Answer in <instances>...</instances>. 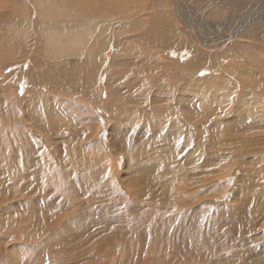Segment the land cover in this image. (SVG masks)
Wrapping results in <instances>:
<instances>
[{
  "label": "bare ground",
  "instance_id": "bare-ground-1",
  "mask_svg": "<svg viewBox=\"0 0 264 264\" xmlns=\"http://www.w3.org/2000/svg\"><path fill=\"white\" fill-rule=\"evenodd\" d=\"M163 1L166 4H162L170 10L169 19H173L171 24L168 21L161 24L160 17L162 10L157 9L158 5H162L161 0L155 2L156 4L151 7L149 14H147L148 8L146 4L151 3V0H0V120H5L4 123L0 122V144L2 145L0 146V163L2 164L0 176L6 175L7 183L8 181L13 182L12 179H19V181L22 180L25 183L20 191L15 192L17 193L16 195H18L17 197L20 198L16 199L15 197L16 200L13 202L11 201L12 196L10 197V192L13 193V190H11L12 185L9 188L7 184L5 185L4 179V182L2 180L0 181V217L5 214L10 215L16 205L21 207V202L29 203L30 201V209L37 205H41L40 207H42L43 210L54 206L56 209L58 208L54 213L55 215H53V217H56V220L49 217V214L47 216L48 219L43 221V223L40 222L37 224L31 221L32 224L34 223L33 225L36 224L40 229H44L42 233L40 232L42 235L38 238L36 234L35 237L33 236L35 240L31 242L36 244L35 241L39 238L40 242H43L45 240H43L45 235H48L49 238L54 237L57 229L59 230V221L61 218L72 220L79 217H89L93 219L96 214L101 216H106V214L110 213L113 214L115 205L120 196L132 197L135 195L136 198L129 199L132 204L128 209L129 217L125 215L120 216V218L117 216L114 217V220H119L117 223V231L119 233L127 229L134 231L136 229L131 228L132 226L125 225V220L133 218L137 213L140 215L144 213H153L152 207H154V205L152 201L156 192L162 189L163 184L165 192L173 190L181 185H189L192 180L189 178L192 176L191 172L196 169H184L186 163L181 160L178 161L179 167L174 169V160L167 150L162 152L161 157H157V151H155V158L151 161L149 166L146 167L149 174L150 172L155 173L154 171L156 170H162L160 179L152 180L150 178L151 180L146 184V180H148L146 178L148 176L143 178V180L135 176L137 178L134 177L133 179L137 182L136 185H138L139 190H136V193L133 192L132 194L130 192L131 190L128 189L131 186V183H129L130 181H127L128 178H122V175H125V173H127L126 176H128V172L122 174L124 171L121 172V169H124L122 166L125 161L129 159V162L135 165L132 169H137V171L138 169H143L141 158L147 155L149 148L148 143L147 145L143 143L137 145V137H134L133 140L129 138L131 134L130 131L137 127L136 132L138 130V132H140L143 126H148L152 132V135L149 137H153L150 143L156 144L157 148V143H160V140L157 136V130L154 129L156 109H154L151 104H143L138 98L139 94L137 97L131 99L127 94L123 93L122 87L113 89L111 86L106 87L101 81L104 74L107 72L104 64L109 62L110 53L113 50L121 48L120 56L114 57L113 63L117 67L119 73L122 71L125 75V87L129 86L130 83L132 86L133 84L137 87L140 85L144 86L148 82L151 90L148 92L149 96H151L155 90L159 94L160 91H165L170 85V83L167 82H171L172 86L175 87L172 94H174L173 98L176 99L175 113L178 116L176 118L181 122H183L184 118L189 122L191 127L196 130L189 154H193L197 158L198 151H201L199 138L205 137L192 124V120L196 119L195 110H200L198 106L199 96L213 91L217 93L218 100L228 101L232 89L223 84L224 79L222 76L217 77V75L222 72V69L235 80L236 84L244 87L242 89L240 87L234 89L230 97L233 105L241 100L239 109H237L236 112L218 115L215 117L216 119L210 118L208 120L211 122L218 121L223 126H234L239 129V123H245L248 119V125L246 127L248 130H238L239 132L237 135L232 136L231 141H227L224 144L218 141L213 142L215 150H218L221 155L218 156L214 164L210 166L214 169L220 162V158H224L225 163L223 166L216 168L220 169V172L214 171V177L204 175V177H202L203 180H197L195 185L199 188L198 184L214 180L217 191L215 192V187L213 186L211 193L213 197H215L216 202L221 201L217 196L223 197L226 193L227 200L226 202L223 200L221 201L222 206L226 203L228 204V208L238 205L242 208V212H247V215L254 216V220L247 223L244 220L242 226L247 230L249 238L254 236L255 240L249 239L250 244L248 247L241 244L240 251L243 254H247L248 259L252 260L244 264H264V96L260 97L262 94L259 96L254 94L251 89V87L257 86L261 91H264V52L255 49H264V0H206L204 3L205 5H210L215 2L220 8L208 10L205 13L206 18H203L199 13V10L202 8H200L201 5L199 4H202V0H162V2ZM171 1L173 3L172 7H170ZM242 7L245 10L243 13H241ZM19 15H21L20 18ZM243 15L245 16L244 22L242 24L240 22L237 23V19L240 20ZM131 16H134L136 19H133L135 21V27L131 25L128 26L131 30L128 31V34L130 32L134 33L133 38L136 42L126 44L127 41L131 39L130 37H125L127 29L125 31L117 30L114 28V25L122 23L125 20H130L129 18H131ZM195 16L204 26H196ZM151 19L152 22L150 21ZM219 20H221V25L231 22L235 32L223 34L215 40V38L211 37L213 35L211 31L218 30L220 26H214L212 21ZM140 26H143V29H147L151 26V31L155 33L157 38H153L155 36H139L141 31ZM11 27H14V30H11ZM29 29L34 30L32 39L35 44L33 46L37 47L35 48L37 57L31 53L28 58L21 60L23 54L27 52L25 46L16 49L9 46V41L15 43L20 39L24 40L29 33ZM5 30L12 33L10 39L6 38ZM113 31H116V35ZM255 31H257L259 35H263V37L258 38ZM43 34H45L47 38H44L46 39V43L43 45V49L47 52L46 57H42L39 54V52H42L40 50L41 37ZM30 41L28 40V42ZM139 42L148 43L152 50H157H154L153 53L150 47H142ZM33 46L31 48H34ZM177 46H183L187 51L192 50L196 52V55L191 56V54L187 53L185 57L183 55H176L173 57L174 54L170 52V55L163 57V59L157 56L158 54H162L160 53L162 50L173 49L179 52L180 49L178 50ZM52 55H54V57H52ZM57 57H60V59ZM52 58L55 59L49 62ZM124 58L126 59L125 63L122 61ZM228 58L237 62L232 61L224 65ZM98 59L102 60V62ZM70 62H73V67H68ZM87 63L92 65L90 68V75L94 79V81H90L89 84L94 86L95 91L99 93L96 98V103L104 101L105 97L103 96H106L104 91H108L107 105L103 115L105 116L106 114L107 116L110 113L113 118L116 119V117L119 116L120 119L119 122L114 120L113 122L110 121V128L108 127L109 125H106L107 127L105 129L102 128L98 132L96 131L97 133L95 131L93 132V130L88 133V135L92 136L96 134L97 139L92 142H89L85 128H78L76 126L69 128V123L63 124L62 122L54 126L56 131L52 128V122L56 121V119H53L55 116L52 118L55 113V107L61 112L62 117L59 116L61 119L66 118V112L68 111H62L57 103H61L62 99L66 102H75L76 100L79 102L77 93H83L86 90L85 85H83L84 90L79 89V84L72 79L73 77L71 75L77 76L80 69L85 68ZM216 65L217 69H214ZM160 67L165 73L162 77ZM54 68H62V73L65 74L55 77L53 74ZM11 69L13 71L10 72ZM19 69H22V71L24 69L28 71L33 70L36 75L34 82L35 86L41 85L42 88V84H46L53 92L42 93L39 90L37 92H32L33 94L30 98L25 96L24 100L21 98L23 101L19 100L17 93L18 91L20 92V87L15 88L14 91L12 87L9 86L12 82L10 73L19 74ZM84 70L85 69L82 71ZM210 73L215 75L212 76ZM25 74H27V72H25ZM131 75L133 77H130ZM17 77L18 76L13 78L15 82H18L16 80ZM63 78L64 80H62ZM108 78L113 81L110 77ZM98 80L101 81V87L97 83ZM114 81L116 82L115 84H120L118 81H121V76H117ZM228 83L230 84L231 82ZM84 84L87 83L85 82ZM33 90H35L34 87ZM46 90H44V92ZM21 91H23V89ZM237 91H240V93H237ZM25 92H28L27 88ZM55 93L59 95L57 96ZM244 95L247 96L245 97ZM60 96H64V98L67 99L60 98ZM26 105L28 106L25 110ZM214 106V102L210 104L211 108H214ZM20 107L24 108L22 109ZM218 107L222 109L221 105ZM254 107L257 108V113L255 115L253 114ZM76 111L77 109L75 108L74 113ZM47 114L50 117V125H47L48 119L45 116ZM134 115H136V118H134ZM125 116L127 118H125ZM14 118L15 122L7 127L9 121L11 119L13 121ZM174 119L170 118V121ZM28 120H30L32 124L28 123ZM254 120H256V122L261 121V124H257ZM137 123H139V126ZM198 123H201V121ZM118 124L119 126H117ZM107 128H109L108 132ZM163 128L166 129V127ZM236 128L231 130L234 131ZM111 129H117L118 134L120 129L128 130L129 132L128 135L116 134L114 140L109 133ZM183 131V135H179L176 134V129H171L169 132L172 133L173 137L165 144L168 147L178 146L184 152L186 148L185 143H191V140L187 137L188 131L185 129V125ZM255 131L259 132V137H251ZM132 134L133 136L135 135V133ZM123 135L124 137H122ZM256 139H260V145L257 144L260 149L257 148L252 154L247 153L249 152L247 149L254 148V141ZM98 144H103L104 146L100 150L94 152L93 148ZM117 147L122 149H118ZM119 151L125 154L122 153L123 155H119ZM257 156L260 157L259 178H257L256 171ZM234 157L238 158L237 162L232 159ZM16 158L22 159V166L20 169L16 167L18 160ZM116 158L117 161H114ZM169 162H171V165L167 166ZM140 164L141 166H139ZM246 165H248L246 178L240 174H235L229 177V179H225L224 174L226 171L235 172L236 169H244ZM163 167H165V169H162ZM27 169L33 170L28 171ZM173 171H175L176 174ZM141 174L143 173L141 172ZM185 174H187V176L183 177ZM172 175H177L178 178L183 177L182 179L185 180L176 183L174 188V183L177 180H174ZM45 177H47V179L48 177L52 179L51 187L50 189L47 188L48 190H43L41 188L42 183H47V179L43 182ZM114 178L118 180V185L122 188H112L110 182L111 179L113 180ZM240 179L246 181L245 186H241L238 183ZM82 180H85L86 183L80 187ZM155 181L159 183V187L156 186L157 182ZM28 182L29 184H27ZM65 184H72L74 187H70L69 189L63 188ZM115 184L116 183H114V185ZM220 184L222 186H228L227 190L221 188ZM257 184H259L260 187H257ZM32 188H36V190H31ZM150 188L154 189L152 190ZM60 192L61 194L69 196L63 198L61 201L54 202ZM77 197L84 199L77 202L75 201L76 203L72 204L75 199H78ZM65 199L69 200L65 202ZM258 200L262 203L261 208L256 207V201ZM132 210L135 213H133ZM180 211H183V209H180ZM23 212L24 211H22V213ZM213 212L215 213V208H213ZM226 212L231 214L229 211ZM30 213L27 212L26 215ZM177 213H179V211H177ZM222 213L224 214L223 217H226L227 220L233 218V213L231 217H227L228 214L224 211H222ZM183 217L184 214L181 213L178 222H175L179 227H182ZM18 218L20 219L21 217ZM36 218H39V216ZM42 218L41 220H43ZM162 220L163 219L158 217L157 221L160 222ZM145 221L146 220H140L139 223H145ZM176 225L173 226L177 228ZM10 226L6 220L2 219L0 223V233L8 236V228H10ZM105 226L108 228L107 224ZM201 227H203V220L201 221ZM261 227L263 233L260 229ZM86 228L84 230H86ZM151 228L153 232L159 231L154 227V224H152ZM45 230L47 233H44ZM107 231L105 230L104 232ZM181 231L185 230L182 228ZM227 231L229 232L228 229ZM165 232L169 234L170 231L166 230ZM173 233L177 234L178 232ZM65 237L67 238V236ZM109 237L103 239L92 238L88 250L81 253L79 255L80 258L76 257V261H71V259L69 260L65 257L61 260L58 259L61 257L55 254L58 258L56 257L57 260H54L55 258L52 257L53 259L50 261V264H82V262L83 264H100L96 263L99 259L104 260V262L101 261L102 264H129L125 261L127 259V256H125V249L128 256L132 255L139 258L144 256V258H142V264H161V257L165 259L166 264H211L217 260L216 253L211 250H208L209 253L206 255L208 256L207 262L200 260L201 251L198 249L200 242L198 238L188 232H186V243L190 246L189 251H173L170 248V244L169 248H166L163 245L151 243H146L147 246H143L145 248L144 251L143 249L140 250L138 247L136 249L134 244L132 245L130 241H128L129 245L127 244L125 246L120 244L118 238L117 240H111ZM198 237L203 240V228L199 231ZM217 237H219L217 231L210 232L209 238L218 241L219 246H223L225 241L222 239L220 243ZM120 240L123 241L122 239ZM249 240L247 236L241 235V241L246 242ZM161 241L163 240L158 241V243ZM5 242L7 243L9 241L6 238H2L0 242V264H13L14 260L11 256L12 254L8 252V245H6ZM80 242L78 244H80ZM52 245L54 246V244H51L53 250ZM110 246L120 251L119 253H121V255H115L110 258V254L115 251H109ZM79 252H81V250ZM257 253L260 254L255 256ZM72 258L75 259V257ZM95 258H97V261H95ZM132 260L130 261L132 262ZM48 262L47 260V262L45 261L42 264H49Z\"/></svg>",
  "mask_w": 264,
  "mask_h": 264
},
{
  "label": "rangeland",
  "instance_id": "rangeland-1",
  "mask_svg": "<svg viewBox=\"0 0 264 264\" xmlns=\"http://www.w3.org/2000/svg\"><path fill=\"white\" fill-rule=\"evenodd\" d=\"M151 1H152L151 3L146 4L147 5L146 7L148 8L147 14L150 13L151 7L154 4H156L155 2L158 0H151ZM205 1L206 0H202V2H201L202 4H199V5H201L200 8L202 7L199 10V13L201 14V16L203 18H206L205 13L208 10H211L213 8L220 9L216 5L215 2L210 4V5H205L204 4ZM162 3L166 4L164 1L162 2V0H161V4ZM172 6H173V3L171 1L170 7H172ZM157 9L162 10L161 11V17H160L161 24L164 23L165 21H168L171 24L173 19H169V15H170L169 8L162 4V5H158ZM244 11L245 10L242 7L241 13H243ZM20 17H21V15H19V18ZM144 17H145V14H144ZM244 17L245 16L243 15V16H241L240 20L237 19V23L240 22L242 24L244 22ZM129 19L130 20H125L122 23H117L114 25V28H116L117 30H124L125 31L127 29L126 33H125V35H126L125 37H130L131 39H129L126 44H131L133 42H136V40L133 38L134 33L130 32L128 34V31H131L130 28H128V26L131 25V26L135 27V21L133 20V19H135V17L131 16V18H129ZM150 21L152 22V19ZM195 23H196V26H204L200 21H198L196 19V16H195ZM212 24L214 26H220V27H218V30L216 29L214 31H211V33L213 34L211 37L215 38V40L223 34H231V33L235 32L232 28L231 22L226 23L225 25H221V20H219V21H212ZM140 27H141V31H140L139 36H148V37L155 36V33L151 31V26H149L147 29H143V26H140ZM11 30H14V27H11ZM32 30L33 29H29V33H28V35H26L27 38L25 37L24 40L20 39V40L16 41L15 43L9 41V46L14 47L16 49H19L21 46H25V49L27 52L23 54V58L21 60L28 58L31 53H32V55L36 56L35 48H37V47L33 46L35 44H34L33 39H32L33 38L32 36L34 35V30L33 31ZM113 32L116 35V33H115L116 31H113ZM5 33H6V38L10 39L12 33L8 32L6 30H5ZM255 34L258 36V38L263 37V35H259L257 31H255ZM158 35H159V33H158ZM206 37H207V35H206ZM44 38H46L45 34H43L41 37V50L40 51H42V52L41 53L39 52V54L42 57L47 56V52L45 51V49H43V47H44L43 45L46 43L47 38L46 39H44ZM153 38H157V36H155ZM43 39H44V42H43ZM205 39H207V38H205ZM28 40L29 41L31 40L32 42L31 41L30 42L33 44L28 42ZM177 42H178V39H177ZM28 44H30V45H28ZM139 44L142 47H150V45L148 43L145 44V43L139 42ZM32 46L34 48H31ZM177 49L178 50L180 49V51L177 52V51H174L173 49L172 50H162L160 52L162 54H158L157 56L161 57L163 59V57L169 56L170 52H172L174 54L173 57H175L176 55H183L185 57V55L187 53L191 54V56L196 55V52H193L192 50L187 51L183 46H177ZM255 49L264 52V49H261V48H255ZM150 50L154 53V50H157V49L152 50L150 47ZM185 50H186V52H185ZM38 51H39V49H38ZM120 51H121V48H119L117 50H113L110 53L111 56H110L109 62L104 64V67L107 69V72L104 74L103 79L101 81L106 87L111 86L113 89L122 87L123 93L127 94V96L130 97L131 99L133 97H137V95L139 94L138 98L142 101L143 104H151L153 106V108L156 109V115H155V111H154V115H155V120H154L155 127H154V129L157 130V136L160 140V143H157V148H156V144L150 143L151 140L153 139V137H149L150 135H152V132L148 126H143V128L141 129L140 132H138L139 130L136 132L137 127L132 130L134 132L130 131L131 134L129 135V138H131L133 140L134 137H137V139H136L138 141V142L136 141L137 145H141L142 143L147 145V143H148L149 148H148L147 155H145L141 158V161H142L141 164H143V169H140V170L138 169V171H137V169H132L135 167V165L132 164V162H129L130 159L125 161V163L123 161L124 165L122 167L124 169H121V172L124 171V172H122V174L125 172H128V176H126L127 173H125V175L124 174L122 175V178L123 177H124V179L128 178L127 181H130L129 183H131V186L128 189L131 190L130 192L132 194H133V192L136 193V190H139L138 185H136L137 182L133 179L135 176H138V179H142V180H143V178L148 176L149 178L148 177L146 178L148 180L144 179V180H146V184H148V181L151 179L152 180L160 179L162 170H160V171L156 170V171H154L155 173L150 172V174L146 170V167L149 166L151 161L156 156L155 151H157V157H159V156L161 157L162 152L167 150L168 153L170 154L171 158L174 160V164H175L174 169L179 167L178 161H180V160L182 162L186 163V167L184 169H196L193 172H191L192 176L189 177L192 180L190 181L188 186L181 185V186H178L175 188L176 183L182 182V180H185L182 178L187 176V174H185L181 178H178L177 175H172L173 179L177 180L174 183L175 189L165 192L164 191V184H163L162 189L159 190L158 192H156L155 197L152 201V204L154 205V207H152L153 213H149V214L144 213L143 215L142 214L140 215L137 213L133 218L125 220V222H124L125 225H127V226L129 225L130 227L132 226L131 228L136 229L134 231H130L128 229L126 231L122 230L120 233L117 231V227H118L117 223L119 220H117V219L114 220V217L117 216L118 218H120V216H122V215L129 217L128 209L132 206L129 199L130 198H136L135 195H133L132 197L120 196L116 205H115L113 214H111V213L106 214V216L105 215L101 216L99 214H96L93 219H91L89 217H87V218L79 217V218H75L72 220H68L67 218H65L66 219L65 220V219L61 218L59 221L60 222L59 223L60 224L59 230L57 229V232L54 235V237L49 238L48 235H45L43 237V240L44 239L45 240L43 242H40V238H39L38 240L35 241L36 244H33L31 241L35 240L34 239L35 234H36L37 238L40 235H42L41 233H42V231H44V229H40L38 227V225L36 226V224L35 225H33V224L35 222L37 224H39L40 222L43 223V221L48 219L47 216L49 214H50L49 217H52L54 220H56V217L55 216L53 217V215H55L54 213L57 211L58 208L56 209V207L54 206L51 208H47L48 210L47 209L43 210V208L40 207L41 205H37L36 207L33 206L32 209H30L29 206L31 205V203L29 200H28L29 203L27 201H25L27 203L23 202L24 205L21 202L22 209L20 206L16 205L14 207L15 209L12 210V213L10 215L5 214V215L0 217V223H1V220L4 219L7 221V223H9V226L11 225L10 228H8V233H9L8 236L9 237L6 236L5 234L0 233V242H1L2 238H6L9 241V242H7V243L5 242V243H6V245H8L7 246L8 252L10 254H12L11 256L14 260L13 264H20V263L21 264H42L45 261L47 262V260L49 261L48 263L50 264V261H52L53 258H55L54 260H57L56 259L57 256H55V254L58 255V257H61V258L57 257L58 259H61V260H63L62 258L65 257V258H68L69 260L71 259V261H76L77 260L76 257L80 258L79 255L81 253H83L84 251L88 250V248L90 246L89 243L91 242L92 238L103 239V238H106L109 236H110L109 238H111V240H117V238H118V241H120V244L125 245V246L128 244V241H130L132 245L134 244V247L136 249L138 247V248H140V250L143 249L144 251H145V248L143 246L146 245V243L147 244L151 243V244L163 245L166 248H169V244H170V248L173 251L174 250L189 251L190 246L188 243H186L187 242L186 232H188L189 234L198 238V240L200 242L198 249L201 251L200 260L207 262L208 256H206V255L211 250L212 252L216 253V257H217V260H215L211 264H244V263L252 261V260L248 259L247 254H243L240 251V247H241V244L248 247L250 244V240H255L254 236L252 238H249L247 230L244 229L242 226L244 224V220L247 223L251 220H254V216L247 215V212H245V213L242 212V208L238 205H234L231 208H228V204L226 203L224 206H222L221 201L223 200L224 202H226V200H227V194L226 193L223 195V197L217 196L221 201L216 202L215 197H213V195L211 193L212 187L213 186L215 187L214 180L210 181V182L205 181L204 183L198 184L199 188H197V185H195L197 180L198 181L203 180L202 177H204V175H209L208 177H214V175H215L214 171L220 172V169H216V168L223 166L225 163V159L220 158V162L218 163L219 166L217 165L214 169H213V167L210 166V165H213L214 162L217 160L218 156L221 155L218 152V150H215V148L213 146V142L218 141L221 144H224L227 141H231V137L234 135H237V133L239 131L248 130L246 128L248 125V119L246 120L245 123H239V129H237L234 126H228V127L223 126L218 121H212L211 122L210 120H208L210 118L216 119L215 117H217L218 115H224V114H229L231 112H236V110L239 109V103L241 102V100L238 101L235 105H233V102L230 100V97L233 94L234 89L239 88V87L242 89L244 87H242L239 84H236L235 80L232 77H230L229 74L222 69L221 70L222 72H220L217 75V77L222 76L224 79L223 84L226 87H229L230 89H232V92L229 94L228 101L225 102V101L218 100L217 93L213 92V91H209V92L199 96L198 106H199L200 110L199 111L195 110L196 111V115H195L196 119L192 120V124L205 137L199 138V143L201 145V151H198V153H197L198 158H197L195 155L189 154L191 144L193 142V138L195 136L196 130L194 128H192L191 125L189 124V122L187 120H185L184 118H183L184 123L179 121L176 118V117H178L175 113L176 99L173 98L174 94H172V91H173V89L175 90V87L172 86L171 82H167V83H170V85L168 86V88L166 87L167 89L165 91H160V94H159L155 90L151 96L148 95V92L151 91L150 87H149L150 85H148V82L144 86L140 85L139 87H137L135 84H133V86H132L130 83L129 86L125 87L124 81H126V77L122 71H120V73H119L117 67L113 63V58L119 57ZM52 57H54V55H52ZM66 57H68V56H66ZM57 58L60 59V57H57ZM57 58H56V60H57ZM231 58H232V56H231ZM53 59H55V58L50 59L49 62ZM99 61L102 62V60H99ZM122 61L125 63L126 59L124 58ZM232 61L237 62L233 59L228 58V60L224 63V65H226ZM124 63H123V65H124ZM13 67H11V68H13ZM68 67H73V62H70ZM91 67H92V65L87 63L86 67L83 68L85 70L82 71L83 69H80L77 76H73L70 74L73 77L72 79L75 80L79 84V87H78L79 89H83L84 88L83 85H85V87H86V90L83 93L82 92L77 93V98H79V102H77V100L75 102H66L65 100L62 99L61 103H57V104L59 105V108L62 111L68 110L66 112V118H64V117H63L64 119L60 118V117H62V115H61V112L59 110H57V107H55L56 108L55 113L52 116V118L55 116V118H53V119H56V121L52 122V128L55 131H56V128L54 126L56 124H58L59 122H62L63 124L69 123V125H70L69 128L72 126H76L78 128H85L87 131L86 135L89 138V142H92L93 140L97 139L96 134H94V136L88 135V133H90L92 130H93V132L94 131L98 132L102 128L105 129L108 125H109L108 127L110 128V124H111V122H113V120L116 122H119V120H120L119 116H117L115 119L112 117V114H110V113L107 116H106V114H105V116L103 115V112L105 111V107L107 105L106 101H107V96H108L107 92L108 91H104V94L106 95V96H103V97H105L104 101H102L101 103H96V98L99 95V93H98V91H95L94 86L89 84L90 81H94L93 77L90 75V72H91L90 68ZM216 67H217V65L214 67V69ZM160 69H161V77H162L165 73L163 72V69L161 67H160ZM19 70H20L19 74L10 73L11 71H13L12 69L9 72L10 77H12V82L10 83L9 86H11L14 91H15V88L20 87V92L18 91V93H17V96H19V100H22V99L24 100L25 96H28L30 98L33 94L32 92H37L39 90L42 93L53 92L52 89H50V88H48V86H46V84L41 83L42 88H41V85L35 86L34 82H35V78H36L35 76L36 75L34 74L33 70H31V71H28L26 69H24L23 71H22V69H19ZM25 72H27V74H25ZM62 72H63L62 68H59V69L54 68L53 69V74L55 77H58V76L65 74ZM210 75L214 76L215 74L210 73ZM16 76H18L16 80L19 83L15 82L13 80V78ZM117 76H121V81H118V82H120V84H115L116 82L114 80L117 78ZM108 77H110L113 81L109 80ZM130 77H133V76L131 75ZM72 79H69V80H72ZM62 80H64V78ZM101 81H99V80L97 81V83L100 87H101ZM30 82H31V84H30ZM85 82L87 84H84ZM228 82H231V83L229 84ZM19 84H20V86H19ZM33 87L35 88V90H33ZM26 88L28 89V92H25ZM38 88H41V89H38ZM22 89H23V91H21ZM251 89H252V92L254 94H257L258 96L260 94H262V95H260V97L264 96V91H261V89L259 87L254 86V87H251ZM44 90H46V91L44 92ZM237 93H240V91H237ZM55 94L57 96L59 95L57 93H55ZM23 95H24V97H23ZM72 95H74V94H72ZM244 96L246 97L247 95H244ZM60 98H64V96L63 97L60 96ZM64 99H67V98H64ZM26 100H28V99H26ZM93 100H95V101H93ZM213 102L215 103V106H214V108H211L210 104ZM219 105L222 106V109H220L218 107ZM27 106L28 105L25 106V110H26ZM20 108H22V107H20ZM75 108L77 109V111L74 113ZM56 110L58 113L56 112ZM256 113H257V108L254 107L253 114L255 115ZM45 116L48 119L47 125H50V122H49L50 117L48 116V114ZM58 118H60V119H58ZM125 118H127V117L125 116ZM134 118H136V115H134ZM170 118H172V119L176 118V119L170 121ZM259 120H261V119H259ZM4 121H5L4 119L0 120L1 123H4ZM199 121H201V123H198ZM254 121L256 122V120H254ZM263 121H264V119H263ZM14 122H15V118L13 119V121L11 119L9 121L7 127L9 125L13 124ZM260 122L257 121L256 123L260 125L261 124ZM28 123H31V121L28 120ZM102 125H103V127H102ZM137 125L139 126V123H137ZM184 125H185V129L188 131L187 137L191 140V143H185L186 148H185L184 152L178 146L168 147L165 143H168L169 139H171L173 137L172 133H170L169 131L174 128L177 130L176 134L183 135ZM117 126H119V124ZM163 127H166V129H164ZM109 128H107V132H108ZM234 128H236V130L232 131L231 129H234ZM112 129L109 131V133H110V136L115 140L116 134H118V132H117V129H115V130H112ZM122 130L121 129L119 130L118 135H120V134L128 135V132H129L128 130H123V131ZM129 130H130V128H129ZM132 133H135V135L133 136ZM258 134H259V132L255 131V133L251 137H259L260 135H258ZM124 135L122 137H124ZM139 140H141V141H139ZM254 144H255L254 148L250 147L251 149H247L249 151L247 153L252 154V152L258 148L257 144L260 145V139H256L254 141ZM0 146H2V145L0 144ZM103 146H104L103 144H98L93 148V151L94 152L98 151ZM42 148H40V149H42ZM117 148L122 149L119 147H117ZM155 148H156V150H155ZM258 149H260V147ZM16 150H17V148H16ZM24 150L27 151L26 149H24ZM125 152H127V151H125ZM223 152H224V150H223ZM122 153H124V152H120V151L118 152L119 155H123ZM164 158H165V156H164ZM16 159H18V158H16ZM232 159L235 160L236 162L238 161V158H236V157H234ZM114 161H117V158ZM259 162H260V157L257 156V168H256L257 178H259V172H260ZM141 164L139 166H141ZM170 165H171V162H169L167 164V166H170ZM21 166H22V159L19 158L17 160L16 167H17V169H20ZM189 166H190V168H189ZM1 167H2V164L0 163V168ZM244 167H245L244 169L243 168L236 169L235 172L226 171L224 174L225 179H227V178L229 179V177L234 176L235 174L236 175L240 174L241 176L246 178L248 165H246ZM162 169H165V167H163ZM27 170L32 171L33 169H27ZM144 170H145V172H144ZM141 172L143 174H141ZM173 172L175 173V171H173ZM5 176L6 175H1L0 181L1 180L3 181V179H4L5 182L4 181L3 182L5 183V185L7 184V187H9V188L12 185L11 190H13V193L10 192V197L12 196L11 201L14 202V200H16L17 198H20V197H17L18 195H16L17 193H15V192L20 191L21 188L24 187L25 183L22 180L19 181V179H16V180L12 179L13 182L8 181V183H7ZM135 178H137V177H135ZM46 179H47V177H45L43 182ZM116 180L117 179H115V178L113 180L111 179L110 185H112V188H116V187L122 188V187H120V185H118L119 184L118 180H117V182H116ZM46 181H47V183L46 182L42 183V186L44 185L43 187L41 186V188L43 190H48L51 187L52 179L50 177H48V179ZM49 182H50V184H49ZM132 182H133V184H132ZM155 182H157V181H155ZM15 183H17V184H15ZM18 183H21V184H18ZM85 183H86V181L82 180L80 183V187H82L83 184H85ZM114 183H116L115 184L116 186L114 185ZM129 183H127V184H129ZM238 183L241 186L246 185V181L243 179H240ZM27 184H29V182ZM156 186L159 187L158 182L156 183ZM70 187H74V186H72V184L63 185V188H66V189H69ZM136 187H137V189H136ZM227 187L228 186H222L221 185V188H225V190H227ZM257 187H260L259 184H257ZM17 188H19V189H17ZM34 189L36 190V188H32L31 190H34ZM150 189H152V188H150ZM216 191H217V188L215 187V192ZM67 196H69V195L61 194V192H60L57 195L56 200L54 202L61 201L63 198H65ZM15 197H16V199H15ZM77 198L78 199H75L72 202V204H75L77 201H81L84 199L81 197L80 198L77 197ZM66 200H69V199H65V202H66ZM211 201H213V202H211ZM18 203H20V202H18ZM256 207H258V208L262 207V203L260 200L256 201ZM28 208H29V211H28ZM213 208H215V213L213 212ZM16 209H17V211H16ZM180 209H183V211H180ZM25 210H26V213H25ZM225 210L231 212V214L227 213ZM22 211H24L23 212L24 214L22 213ZM177 211H179V213H177ZM222 211H224L225 213L228 214L227 217H231V215L233 213V218L231 220L228 219L229 220L228 221L226 219V217L225 218L223 217L224 214L222 213ZM27 212L28 213L32 212L30 214H32L33 216L30 214L26 215ZM132 212L135 213L133 210H132ZM181 213L184 214V217L182 219V227L181 226L179 227V225H176V223L178 222V218L181 216ZM12 214H14V215H12ZM19 214H20V216H19ZM7 215H8V217H7ZM35 215L39 216V218H36L37 216H35ZM16 216L21 217V218L19 219ZM65 216H68V215H65ZM143 216H144V219H143ZM153 216H154V218H153ZM27 217H29V218H27ZM111 217H113V218H111ZM158 217L163 219V220L160 222L157 221ZM41 218L43 220H41ZM25 219H27V220H25ZM38 220H40V221H38ZM140 220H146V221H145V223H139ZM202 220H203V227H201V221ZM31 221H33L34 223L32 224ZM105 222L108 225V228L105 226L106 225ZM171 222H173V223H171ZM71 223H72V225H71ZM17 224L19 225V227ZM84 224H85V227H84ZM88 224H91V225H88ZM96 224H97V226H96ZM152 224H154V227L157 230H159L158 232H153V230L151 228ZM173 225H176L177 228L174 227ZM80 226H82V227H80ZM99 227H103V228H99ZM78 228L81 231H79ZM85 228H86V230H84ZM106 228L108 229V231ZM182 228L185 231H181ZM202 228H203V232H204L203 240L198 237L199 231H201ZM30 229L31 230L33 229V230L31 231ZM196 229L198 232L196 231ZM227 229L229 230V232L227 231ZM260 229L263 233L262 227ZM35 230H37V231H35ZM105 230L107 232H104ZM166 230L170 231L169 234H167L165 232ZM76 231H78V232H76ZM84 231L85 232L87 231V232L85 233ZM211 231H215V232L217 231L218 236H219L217 238H218L219 242L221 243L222 239L225 241V244L223 246H219L218 241L211 240L209 238V234ZM71 232H73V233H71ZM74 232L78 235H76ZM95 232H97V233H95ZM173 232H178V233L174 234ZM44 233H47L46 230ZM63 233H65V234H63ZM22 234H24V235H22ZM86 234L88 237L86 236ZM241 235L247 236L248 240L249 239L250 240L246 241V242L241 241ZM259 235H262V234H259ZM10 236H12V237H10ZM65 236H67V238ZM84 236H85V238H84ZM80 237H83L84 239L80 238ZM119 237L124 242L121 241L119 239ZM88 239H89V241H88ZM160 240H163V241L158 243V241H160ZM79 242H80V244H78ZM5 243H4V245H5ZM51 244H54V246L52 245L53 250L51 248ZM108 245H109V243H108ZM112 247L113 246L109 247V251L115 250L116 252L115 251H114L115 253L113 252L114 255L112 252H110V253H112V254L109 253L110 258L112 256L114 257L115 255H121V253H119L120 251H117V249H114V247L113 248ZM70 248H72V249H70ZM62 249H64V250H62ZM123 249H124V247H123ZM65 250H67L68 252ZM71 250H73V251L70 252ZM80 250H81V252H79ZM214 250H216V251H214ZM124 251L126 254L125 256H127L126 257L127 259L125 260L126 263L130 264V262H131L130 260H132V259L133 260H132L131 264H133V263L134 264H142L143 263L142 258H144V256H141L142 258L135 257L132 255L128 256L126 249ZM63 253H64V255H63ZM77 253H79V254H77ZM259 254L260 253H257L255 256H258ZM72 257H75V259H73ZM161 258H162L160 260L162 262L161 264H166L165 259L163 257H161ZM99 260L97 261V258H95V261H97L96 263L102 264L101 261L104 262V260H101V259H99ZM18 262H20V263H18ZM44 264H46V263H44ZM82 264H83V262H82Z\"/></svg>",
  "mask_w": 264,
  "mask_h": 264
}]
</instances>
